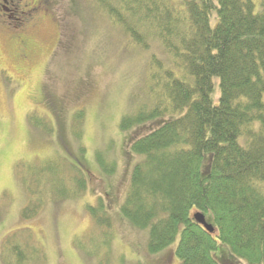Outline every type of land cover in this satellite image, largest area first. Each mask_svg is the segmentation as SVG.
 Here are the masks:
<instances>
[{
  "label": "trees",
  "instance_id": "1",
  "mask_svg": "<svg viewBox=\"0 0 264 264\" xmlns=\"http://www.w3.org/2000/svg\"><path fill=\"white\" fill-rule=\"evenodd\" d=\"M87 3L136 47L164 54L149 53L144 98L135 116L120 121L121 129L134 128L126 141L140 157L120 214L147 230L149 253L179 235L177 264H264V0ZM55 116L62 140V121ZM78 159L68 164L82 174L88 169ZM44 160L29 177L23 218H32L46 203L47 185L76 186V193L60 199L81 197L86 188L83 174L78 179L66 173L63 162ZM104 195L113 199L110 191ZM98 201L86 204L92 233L109 245L112 218L102 197ZM193 210L212 224L213 233L195 221ZM29 233L5 238L2 264L45 259Z\"/></svg>",
  "mask_w": 264,
  "mask_h": 264
},
{
  "label": "rangeland",
  "instance_id": "2",
  "mask_svg": "<svg viewBox=\"0 0 264 264\" xmlns=\"http://www.w3.org/2000/svg\"><path fill=\"white\" fill-rule=\"evenodd\" d=\"M48 1L49 9L37 13L25 34L0 25V250L8 235L30 232L45 254L39 264H177L179 235L149 253L147 230L118 210L140 159L126 141L134 128L123 130L120 121L135 116L144 98L149 53L164 54L130 43L87 0ZM21 37L32 48L25 60L14 56ZM55 115L62 121V140ZM41 123L53 126V131L41 128ZM73 157L88 169L80 171L86 179L81 197L60 199L76 193L69 181L54 189L47 185L42 195L46 203L32 218H23L30 175L51 158L79 179L82 174L68 164H75ZM107 191L113 199L105 198ZM98 197L112 218L109 245L98 232L92 233L86 208L96 206Z\"/></svg>",
  "mask_w": 264,
  "mask_h": 264
},
{
  "label": "flooded vegetation",
  "instance_id": "3",
  "mask_svg": "<svg viewBox=\"0 0 264 264\" xmlns=\"http://www.w3.org/2000/svg\"><path fill=\"white\" fill-rule=\"evenodd\" d=\"M49 9L48 0H0V25L2 29L20 30L21 34H25L23 30L29 24H35L37 13L40 10L46 12ZM14 23V27L4 25L5 23ZM17 25V26H16ZM21 48L15 53V57L25 60L30 56L32 48L25 42V39L18 38Z\"/></svg>",
  "mask_w": 264,
  "mask_h": 264
},
{
  "label": "water",
  "instance_id": "4",
  "mask_svg": "<svg viewBox=\"0 0 264 264\" xmlns=\"http://www.w3.org/2000/svg\"><path fill=\"white\" fill-rule=\"evenodd\" d=\"M195 221L199 223L201 226L204 227L208 232L212 233L214 231V228L212 224L206 221L204 215L201 212H197L193 215Z\"/></svg>",
  "mask_w": 264,
  "mask_h": 264
}]
</instances>
